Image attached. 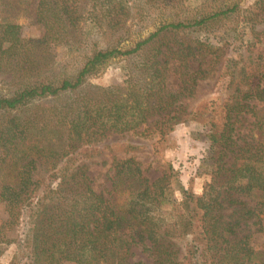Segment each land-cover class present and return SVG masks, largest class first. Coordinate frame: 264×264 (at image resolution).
I'll return each mask as SVG.
<instances>
[{
  "label": "trees",
  "instance_id": "16d2710c",
  "mask_svg": "<svg viewBox=\"0 0 264 264\" xmlns=\"http://www.w3.org/2000/svg\"><path fill=\"white\" fill-rule=\"evenodd\" d=\"M188 1L0 0V203L10 223L23 217L31 264H144L132 260L136 248L153 264H198L202 245L212 264H264L244 232L264 215V63L249 56L239 68L222 48L181 36L239 9L223 3L179 20ZM25 13L41 36L22 35ZM147 19L154 30L133 40L129 22ZM119 58L132 61L122 83L88 82ZM223 58L229 93L219 110H189L183 100ZM192 121L208 128L211 149L202 195L182 189L177 200L172 164L152 179L134 157L114 159L110 186L95 189L90 162L108 136L160 142ZM40 166L58 181L43 197Z\"/></svg>",
  "mask_w": 264,
  "mask_h": 264
},
{
  "label": "rangeland",
  "instance_id": "374dc122",
  "mask_svg": "<svg viewBox=\"0 0 264 264\" xmlns=\"http://www.w3.org/2000/svg\"><path fill=\"white\" fill-rule=\"evenodd\" d=\"M257 2L258 0H189L183 8L176 11L179 20L210 14L217 11L223 3H226L225 5L237 3L239 9L203 27L182 31L180 35L197 38L222 48L224 57L237 60L239 68L249 62V56L256 62L264 63V11H261L262 7ZM156 14L152 17L155 18ZM166 18L172 17L166 13ZM148 19L144 24L129 22L133 40L146 37L154 30L155 21ZM18 23L23 27L24 37L42 35V30L32 23L30 14L25 13L20 16ZM129 44L131 41L127 42V45ZM225 58L208 78L197 83L194 94L183 100L189 110L201 106H207L212 112L219 110L229 93V79L220 78V67L225 63ZM131 62L121 58L115 59L103 72L90 78L88 82L99 86L120 84L124 80V70ZM7 91L8 89L0 87L1 93ZM250 128V125H245L242 134ZM207 132L208 128L204 124L192 121L179 124L166 139L160 142L158 137L149 139L137 133L110 135L100 144L99 152L90 162L88 173L93 186L98 192L107 189L110 186L109 169L113 160L134 157L143 168L148 169V175L152 179L161 174L166 163H171L178 178V183L173 185V196L177 200L183 198L182 189L202 195L206 184L212 180L211 161L208 159L211 149L206 139ZM33 178L43 181L38 191L39 197L47 195L58 184L57 180H47V170L43 166L33 172ZM21 220L23 217L16 224L10 223L8 209L5 204L0 203V264H31L32 255L22 244ZM244 232L252 236L255 249L264 252V215L249 222L244 227ZM133 253V261L153 264L152 259L139 248L134 249ZM199 255L201 257L198 264H212L206 245L200 247Z\"/></svg>",
  "mask_w": 264,
  "mask_h": 264
}]
</instances>
